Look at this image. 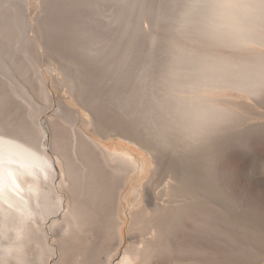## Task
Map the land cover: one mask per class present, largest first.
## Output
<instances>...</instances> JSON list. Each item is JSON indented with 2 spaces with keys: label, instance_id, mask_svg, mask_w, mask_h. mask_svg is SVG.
I'll use <instances>...</instances> for the list:
<instances>
[{
  "label": "rangeland",
  "instance_id": "374dc122",
  "mask_svg": "<svg viewBox=\"0 0 264 264\" xmlns=\"http://www.w3.org/2000/svg\"><path fill=\"white\" fill-rule=\"evenodd\" d=\"M121 2L16 0L22 25L26 22L23 27L26 28L25 43L38 58L39 71L47 79L53 102L41 115V120L47 134L48 153L54 158L56 185L66 205L58 216L49 220L47 228L55 221L61 223L70 198L66 191L69 182L66 186L67 180H64L61 185L65 170L54 151L55 143H65V152L75 158L69 140L73 131L71 127L65 130L60 125L55 126L59 122L56 116L60 115L56 113L68 111V114L72 112L73 115H69L73 120L79 117L77 129L101 142L110 154H120L118 158L135 170L125 187L122 180H115L112 171L104 167L99 169L100 182L90 178L80 180L85 195L83 193V198H79L83 199L90 213L86 232L73 241L63 239L66 240L64 243L60 227L49 231L52 248H56V257L50 260V264H83L93 259L96 253L103 256L109 251L111 238L108 231L116 215L117 191L122 192L118 211L123 223L120 225L123 239L116 245L118 250L109 264H122L133 242H139L142 234L150 237L163 227L161 218L167 214L157 212L155 205L175 200L172 196H163V190L169 185L178 186L187 179L196 183L195 194L189 193L186 187L181 189L183 194L178 200L181 202L175 206L179 214L184 216L182 211L190 205L225 213V221L217 219L216 223H220L217 227L226 236L224 241L218 240L216 244L193 238L188 230L196 229L195 223L181 219L178 224L180 233L176 236L171 229L167 237L175 236L174 243L199 241V244L215 249L220 255L219 264H251L253 261H249L255 256L264 259V78L247 92H244L246 89H240V92L227 90L224 97L223 92L218 93L220 98L215 102L200 104L193 122L189 123L178 92L184 74L180 82V76H176L186 69L182 64H188L190 56L200 51H211L240 64L264 66V49L261 52H238L205 45L187 19L191 16H188L190 0H147L142 15L137 13V6L131 12L128 0ZM126 23L132 26L134 35L131 39L128 35L122 38L113 51L112 42L120 37ZM260 23L264 31V15ZM64 76L73 79V92L59 85ZM236 86L240 88L237 84L234 88ZM224 104L229 117L218 119L217 116L218 122L213 120L210 126L206 116H200L204 110L210 112L208 108H222ZM12 106L8 112L11 124L25 123L22 111L13 112L15 108ZM84 106L95 112L97 126L88 128L84 125L86 115L91 116ZM196 118H204V121ZM77 164L80 172H84L86 165L80 160ZM143 209L149 214L147 226L137 232L134 229L135 214ZM223 242L230 243L232 248H247L250 255L223 253ZM61 245L65 248L64 257ZM150 264L171 262L154 258ZM260 264L264 261L261 260Z\"/></svg>",
  "mask_w": 264,
  "mask_h": 264
},
{
  "label": "bare ground",
  "instance_id": "6f19581e",
  "mask_svg": "<svg viewBox=\"0 0 264 264\" xmlns=\"http://www.w3.org/2000/svg\"><path fill=\"white\" fill-rule=\"evenodd\" d=\"M128 1L131 12L133 13L134 7L137 6V13L140 15L143 14L148 4L147 0ZM17 3L16 0L0 1V264H50V260L56 257V248H52L49 231H54L57 227H60L62 242L64 243L66 240L73 241L78 237L80 238L86 232L85 226L90 219V213L84 201H82L83 199H80L84 193L81 189L82 185H79L80 180L83 178L87 181V178H90L100 182L98 179L101 174L99 169L104 167L112 171L115 180H122L123 187H125L130 182L135 170L123 159L118 158L120 154H110L104 149L101 142L88 137L85 132L77 129L79 117L73 120L69 115L72 112L68 114V111L56 113L60 115H55L59 120L55 126L60 125L65 130L71 127L73 131V135L69 140L72 143L75 158L72 159L65 152V143H55L54 151L58 155L59 164L63 163L65 170L61 185L64 180H67L66 186L69 182V188L66 191L70 198L67 213L63 216L61 223L55 221L50 228H47L49 220L58 216L66 205L56 185L57 173L52 160L53 156L51 158L48 147H46L47 134L41 120V115L49 109L53 102L49 94L50 87L48 88L47 79L39 71L38 58L32 55L30 47L25 43L24 30L26 28L23 29V27L26 26V22L24 21L23 26ZM263 15L259 9L241 14L230 21L229 26L223 32L215 35L210 34L206 22L199 14L188 10L190 18L187 19L190 21L198 39L213 49L261 52L264 49V31L260 26ZM128 20L129 18H127ZM133 31L132 26L126 23L120 37L112 42V50L117 49L119 42L126 35L130 36L131 39L134 35ZM125 50H123L124 53ZM190 58L188 64H182L186 69L182 70L180 74H176V76H180L178 82L182 80V74H184V80L178 92L181 94L180 100L183 102V109L189 123L193 122L200 104L215 102L217 98H220L217 96L218 93L223 92L221 95L224 97L227 90L240 92V89H246L244 92H247V89L260 83L264 78V66L262 64H240L216 56L211 51H200L196 55H191ZM183 61L186 62V60ZM172 75H169L170 78H172ZM29 81L33 84V87L29 86ZM50 83L52 84V82ZM58 83L62 87H67L69 92H73L72 86L75 85L73 79L64 76V79ZM235 84L239 85L240 88L238 86L234 88ZM80 96H82L81 93ZM11 105H14L12 107L15 108V110L12 108L13 112L22 111L21 115L26 118L23 117L26 120L25 123L19 120L20 122L17 125L11 124V121L8 120L11 117V114L8 115ZM84 107L91 114V116L86 115L84 125H87L88 128L97 126L95 112L86 106ZM208 110L210 112L204 110V114H200V116H206L207 120L210 113L213 117L212 121L219 119V117L225 119L228 116L226 114L229 113L225 104L222 108H208ZM215 117L217 118L215 119ZM12 118L15 119V117ZM198 119L204 121V118H196V120ZM114 158L118 159L114 161ZM126 158L129 157L126 156ZM78 160L86 165L87 168L82 167L84 172H80L77 164ZM144 172L145 170L142 169V173ZM195 185V182L187 179L178 186L169 185L163 190V196H172L175 199L155 205L157 212L162 211L167 214L166 217L161 218L163 227L151 234L150 237L142 234L139 242H133L122 264H150L154 258L158 260L167 259L171 264L217 263L220 255L214 251L215 249L202 245V243L199 244V241H193L194 243L191 241L189 244L186 242V244H183L182 241V243H174L173 238L175 236L167 237L171 229L172 234L177 233L176 236L180 233L178 232L181 231L178 224L183 219V221L195 223L197 228L188 230L193 238H201L211 244L212 242L216 244L218 240L219 242L224 241L226 235L217 227L220 226V223H216V221L217 219L218 221H225L227 218L224 216L225 213H220L209 207H197L196 205H190L182 211L184 216L177 211L175 206L178 202H181L178 201L181 194H183L181 189L186 187L189 193L195 194ZM121 193L117 191L115 194L118 196V202L116 204V215H114V220L108 231L111 238L109 251L103 256L96 253L93 259L87 260L83 264H109L114 258V252L118 250L116 245H119L123 239L121 236L122 230L120 229V225L123 223L118 211L119 200H121L119 195ZM222 214L225 217L223 220L221 219ZM148 217L149 214L145 209L135 214L134 229L137 232H142L144 227L147 226ZM167 220L170 221V224L167 223ZM183 231L185 232V230ZM186 233L188 234V232ZM56 243L60 248L58 240H56ZM221 244L224 246L223 253L226 252L235 256L250 255L247 248L238 249L234 246L232 248V245L228 242ZM64 250L65 248L61 245L62 257L65 255ZM261 260L264 261L263 258L260 259L255 256L249 263L253 261L251 264H260Z\"/></svg>",
  "mask_w": 264,
  "mask_h": 264
},
{
  "label": "clouds",
  "instance_id": "9594fccd",
  "mask_svg": "<svg viewBox=\"0 0 264 264\" xmlns=\"http://www.w3.org/2000/svg\"><path fill=\"white\" fill-rule=\"evenodd\" d=\"M259 9L264 14V0H190L189 10L199 14L210 34H219L229 26V22L244 14ZM212 114L207 122L211 124Z\"/></svg>",
  "mask_w": 264,
  "mask_h": 264
}]
</instances>
